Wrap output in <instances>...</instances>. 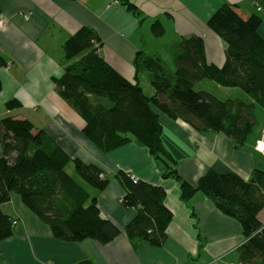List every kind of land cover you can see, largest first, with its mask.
<instances>
[{
  "label": "trees",
  "instance_id": "16d2710c",
  "mask_svg": "<svg viewBox=\"0 0 264 264\" xmlns=\"http://www.w3.org/2000/svg\"><path fill=\"white\" fill-rule=\"evenodd\" d=\"M121 4L135 11L126 1ZM261 22L256 14L242 18L229 4L221 5L210 16L206 25L224 44L221 66L207 62L204 41L198 35L179 36L169 46L173 70L159 56L140 52L134 67L137 73L147 74L151 95L144 93L137 78L128 80L108 64L101 55L99 36L88 27L80 28L62 44L68 64L59 77L53 78L60 98L84 122L82 134L100 151L107 153L133 142L163 166V178L179 182L183 201L199 192L219 212L239 223L244 242L237 250L238 264H264V225L259 220L264 210V171L255 170L244 180L235 173L209 169L196 185L185 182L178 174L177 162L163 146L159 114L181 120L199 133L223 134L236 149L243 147L257 125L255 106L264 112ZM151 31L154 37L164 34L158 20L152 23ZM205 79L223 88L238 89L252 102L220 100L206 90H195L194 85ZM19 106L16 100L6 103L8 110ZM0 144V241L13 234L12 221L1 206L17 194L61 242L93 240L106 245L123 232L130 240L146 241L152 247L165 243L172 214L164 205L166 192L161 186L131 179L128 171L116 173L115 179L125 191L121 206L135 210L122 231L101 216L96 197L65 170L72 163L86 186L103 192L110 181L97 164L71 158L45 131L27 120L3 118Z\"/></svg>",
  "mask_w": 264,
  "mask_h": 264
},
{
  "label": "crops",
  "instance_id": "0c3cea01",
  "mask_svg": "<svg viewBox=\"0 0 264 264\" xmlns=\"http://www.w3.org/2000/svg\"><path fill=\"white\" fill-rule=\"evenodd\" d=\"M115 1L0 0V121L6 117L27 120L45 131L71 158L101 167L110 181L108 187L103 192H88L96 197L101 216L122 231L135 210L121 206L125 191L115 179L116 173L128 171L133 178L164 188V205L172 214L167 239L163 246L152 247L146 241L130 240L122 232L106 245L93 240L61 242L17 194H12L1 211L16 224L12 236L0 241V264H77L85 260L92 264H238L237 250L244 242L239 223L219 212L199 192L183 201L179 182L163 178V166L133 142L107 153L100 151L82 134L84 122L60 98L53 78L59 77L68 64L62 44L82 27L91 28L99 36L101 55L131 81L137 78L140 83L143 74L134 67L140 52L159 56L173 70L174 65L168 64L172 57L169 46L179 36L202 37L207 62L221 66L224 44L207 27V20L221 5L229 4L242 18L258 15L262 20L259 34L264 39V0ZM120 1L132 5L135 11ZM27 15L29 19L25 20ZM155 20L164 28L161 37H154L151 31ZM165 49L168 54L161 52ZM237 98L252 102L246 95ZM10 100L20 106L8 110L6 103ZM259 108L255 106V116L259 113L261 120L239 149L223 134L199 133L181 120L159 114L162 143L177 162L180 178L196 185L209 169L235 173L244 180L255 170L264 171V156L254 150L264 132V115ZM259 220L264 225V210Z\"/></svg>",
  "mask_w": 264,
  "mask_h": 264
},
{
  "label": "rangeland",
  "instance_id": "374dc122",
  "mask_svg": "<svg viewBox=\"0 0 264 264\" xmlns=\"http://www.w3.org/2000/svg\"><path fill=\"white\" fill-rule=\"evenodd\" d=\"M168 35V34H167ZM164 41V40H163ZM161 52H163V54H168L167 49L162 50ZM173 56L170 57V59H168V64L171 62L173 64ZM172 67V66H171ZM145 74V75H144ZM140 86L142 87L143 91L145 94L147 95H151L153 93V88L151 87L147 74L143 73L140 75ZM194 89L195 90H206L210 93H212L213 95H215L217 98H219L220 100H226V99H234L237 98L238 96L242 95L244 96L245 94H243L240 90L238 89H228V88H223L217 84H215L214 82L210 81V80H203L202 82H198L197 84L194 85ZM231 91H235V92H231ZM261 109V108H259ZM261 115H264L263 110H259ZM257 116V120L259 122V120H261L259 113L256 114ZM264 134V132H263ZM262 134V135H263ZM66 172L72 176L73 178H75L81 185H83L90 193L94 192V189L86 186L81 180L80 178L76 175L75 171H74V167L72 163H69L66 166Z\"/></svg>",
  "mask_w": 264,
  "mask_h": 264
},
{
  "label": "built area",
  "instance_id": "2783aa9c",
  "mask_svg": "<svg viewBox=\"0 0 264 264\" xmlns=\"http://www.w3.org/2000/svg\"><path fill=\"white\" fill-rule=\"evenodd\" d=\"M116 2L117 1H115V3ZM24 19L28 20L29 16L28 15L25 16ZM254 150L258 152L259 154H261L262 156H264V134L258 140H256L255 145H254ZM131 179H134V178L131 176ZM12 224H16V221H14Z\"/></svg>",
  "mask_w": 264,
  "mask_h": 264
}]
</instances>
